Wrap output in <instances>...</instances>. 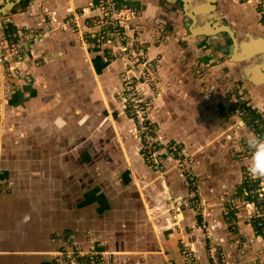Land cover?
Segmentation results:
<instances>
[{
	"label": "crops",
	"instance_id": "obj_1",
	"mask_svg": "<svg viewBox=\"0 0 264 264\" xmlns=\"http://www.w3.org/2000/svg\"><path fill=\"white\" fill-rule=\"evenodd\" d=\"M127 1L136 8L128 36L157 57L159 78L167 84L159 83L150 116L158 131L155 143L181 144L195 185L168 159L162 162L166 174L157 175L133 141L134 124L123 112L122 90L118 93L121 66L93 48L87 36L98 0H0V40L25 46L6 93L20 112L6 113L13 116L8 123H18L0 124V264H46L59 249L73 246L95 251L96 264H184L179 248L184 236L194 238L188 244L197 264H264L256 210L239 198L251 157L245 138L255 133L238 125L239 112L232 107L239 96L247 101L248 91L239 92L235 69L229 61L215 62L205 42L165 30L178 17L167 7L181 1ZM249 3L217 0L209 17L264 36L246 25L242 14ZM25 32L43 35L27 45ZM0 52L5 53L1 46ZM196 67L205 74H194ZM23 74L31 85L22 82ZM86 82L93 88L79 92ZM115 84L110 105L107 87ZM109 105L121 110L115 124L124 148L113 128L114 142L94 139V126ZM11 149L48 151L10 157ZM195 195L224 262L196 230L200 215L186 205ZM227 204L233 208L226 219Z\"/></svg>",
	"mask_w": 264,
	"mask_h": 264
},
{
	"label": "built area",
	"instance_id": "obj_2",
	"mask_svg": "<svg viewBox=\"0 0 264 264\" xmlns=\"http://www.w3.org/2000/svg\"><path fill=\"white\" fill-rule=\"evenodd\" d=\"M252 4L257 9L259 19L264 22V0H252ZM91 10L96 13L97 21H99L94 30L88 32L87 36L93 40V48L105 50L110 60L118 62L121 66L123 84L121 92L122 104L126 112L133 119L135 127L139 132L138 135L142 139L141 152L145 155L143 157L144 161L153 171L157 172V175H162L165 172L162 162L168 159L174 168H178L185 173L190 185L194 186L195 177L187 170V159L183 154L181 144L174 142L163 144L159 147L152 139L157 128L152 127V123L148 122L149 116L147 118V112L151 105L149 98L146 97L148 95L144 93V88H147L150 92H154L153 94L157 96L160 93L158 86L162 81L159 78L160 67L157 57L151 56L148 49L136 38H133L134 41H132V38L128 36V28L135 16L134 8L125 0H98ZM23 35L28 45L29 41L40 38L43 34L37 33L29 36L25 32ZM0 46L5 52H0V83L2 87L4 80L9 81L12 75L19 74L13 66L15 65L14 62L20 61L25 46L16 44L12 39L9 41L5 39L0 40ZM9 74H11L10 77L8 76ZM21 79L26 85L33 83L29 75L23 74ZM163 84L164 87L167 86L166 83ZM5 115L2 117L4 118ZM238 119L239 126L257 134L255 127L258 121H251L249 123L250 114L248 111L243 110L239 112ZM191 190H193V187H191ZM239 198L249 203L256 210L257 215L255 216L254 224L259 233L264 235V180H254L247 173L243 191L239 195ZM186 205L196 211V214L200 215V221L196 225V230L203 233L206 248L209 251L218 250V261L224 262L223 254L215 246L211 235L207 231L202 215L203 201L198 195H195L187 200ZM232 208L231 204L224 206L223 216L226 219L230 216ZM177 216H179V212L174 210L173 217ZM193 240L194 238L191 236H184L182 240L180 239L179 248L184 257V264H197L188 244V242H192ZM98 260L95 251L82 250L78 246H73L59 249L54 254L53 259L46 264H96Z\"/></svg>",
	"mask_w": 264,
	"mask_h": 264
},
{
	"label": "rangeland",
	"instance_id": "obj_3",
	"mask_svg": "<svg viewBox=\"0 0 264 264\" xmlns=\"http://www.w3.org/2000/svg\"><path fill=\"white\" fill-rule=\"evenodd\" d=\"M252 4L251 3H249V4H246L244 7H243V17H244V19L245 20H249L247 23H246V25L247 26H249V28H250V31L253 33V34H257V33H264V27H262L260 24H258V21H257V18H256V16H255V12H254V10L252 9ZM171 7H173V6H168L167 7V9L169 10V8H170V11H169V13H176L177 14V18L176 17H173V20H172V22H171V24H172V26L171 27H166V29L165 30H170V32H172L173 31V29L175 28L177 31H179L180 32V34H185L186 33V31H185V28H184V19H183V14L180 12V11H178V8H175V7H173V11H171ZM238 8V7H237ZM175 10V11H174ZM255 11H257V9H256V7H255ZM215 15H212V17H214ZM210 18V17H209ZM240 21V20H239ZM98 21H97V18H96V24L94 23V25H93V27H95L96 25H98V23H97ZM263 25H264V22H263ZM162 28H164V26L162 27ZM129 32V31H128ZM197 40V42H199L200 44H202V41L203 42H205L204 41V39H202V38H197L196 39ZM39 40H36L35 42H38ZM91 44H92V41L91 40H88V43H87V45L85 44V46L86 47H90L91 46ZM188 44H189V41H188ZM206 45H207V43H206ZM93 47V46H92ZM207 47H209V46H207ZM91 48V47H90ZM95 48V47H94ZM211 52V54H213L214 56V60H215V62H216V60L218 61V60H224V58H223V56L222 55H220L217 51H215V50H213V49H209ZM102 52H104V54H105V56H106V58H108L109 60H110V58L107 56V54H106V51L105 50H103ZM56 55V54H55ZM58 56V55H57ZM229 64H231V66L235 69V71H234V73H233V75L235 76V79H236V85L238 86V88L237 89H239V92H241L242 94H243V92L244 91H248L247 90V86H246V84H248V83H245V80H242V75L240 76L239 75V73H240V70L242 69V67H243V65H248V64H232V63H229ZM205 72H206V69L204 70V69H202V68H198V67H196L194 70H193V73L194 74H196L198 77L200 76L201 77V75H203V73L205 74ZM122 73L121 74H119L118 73V80H120V83H121V88L119 89V94H120V92H121V90H122V86H123V84H122ZM241 80H242V82H241ZM85 86H83V87H81L80 89H79V92H83L84 91V89H92L93 88V84H91V82H86L85 84H84ZM115 86H116V84L115 85H113V86H111V87H107V91L109 92V94H108V96H106L107 97V99H108V103L111 105V102H110V100H109V96L110 95H112V93H113V91H114V89H115ZM9 87H10V85H7L6 83L3 85V87H1L0 86V124H8V125H15V126H17V124H16V122L17 121H15V120H12L13 121V123H14V121H15V124H9L8 123V119L10 118V116H8V117H6L5 119L2 117L4 114H10V112L11 113H13V114H15L16 116H20L19 114H20V112H17L16 110L14 111V107L17 105V104H15V103H13L12 102V105L10 104V102H9V99L8 98H6V96H5V94L6 93H10L12 90H10L9 89ZM11 88V87H10ZM58 87L55 85V89H57ZM84 88V89H83ZM102 89H103V87H102ZM145 89V94H147L148 96H146V97H148L149 98V100H150V105H151V107L149 108V110H148V112H147V118H148V116H149V118L148 119H150V116H151V112H152V108H153V105H154V99L156 98V94H153L154 92H151V93H146V92H148V90H147V88H144ZM102 91H104V89L102 90ZM55 92H57L56 90H55ZM105 92V91H104ZM262 95H264V94H262ZM105 97V98H106ZM262 98L263 97H257V95H252V102H254L258 107H260V109H258V110H260L261 112L262 111H264V103H262L261 104V102H262ZM103 97L101 98V101L103 102ZM114 102V101H113ZM18 103V102H17ZM109 105V107H108V109L106 108V109H104V113H101L102 115H101V120L99 121V123H97L95 126H94V132H93V136H94V139H95V137L97 136V137H99V141H97V142H104V141H107V138H105L104 136H107L108 137V140H110V141H112V142H114V135H113V131H112V126H111V120H110V118H109V116L111 115L112 116V118H113V120H114V122L116 123V124H119V119H120V117H119V114H120V109L119 108H116V106L114 105V106H110ZM22 109V108H21ZM123 112H124V110H123ZM17 113H18V115H17ZM127 115V114H126ZM128 116H129V114H128ZM12 118H13V116H11ZM130 117V116H129ZM131 118V117H130ZM131 123H132V125H133V128H134V133H135V139H133V141H135V142H138V144H139V146H138V149H140L141 150V148H142V139H141V137L138 135V131H137V129H136V127H135V123H134V121H133V119L131 118ZM18 123V122H17ZM102 126L104 129L103 130H101L100 128H99V126ZM154 126H156L155 124H153ZM105 126V127H104ZM134 133H133V137H134ZM106 134V135H105ZM4 137V136H3ZM2 139V138H1ZM94 139H88L87 141H92V140H94ZM116 141V140H115ZM165 144H168V142L167 143H165ZM169 144H171L170 142H169ZM40 151H48V150H39L38 152H31V150L30 149H23V150H13V149H11L10 150V157H13V156H21L22 154H24V156H26V154L25 153H27V152H31L32 154L34 153V155L33 156H39L38 155V153L40 152ZM0 152H3V150L2 149H0ZM142 156V155H141ZM144 159V158H143ZM18 162V161H17ZM178 217V216H177ZM190 243H192V242H190Z\"/></svg>",
	"mask_w": 264,
	"mask_h": 264
},
{
	"label": "water",
	"instance_id": "obj_4",
	"mask_svg": "<svg viewBox=\"0 0 264 264\" xmlns=\"http://www.w3.org/2000/svg\"><path fill=\"white\" fill-rule=\"evenodd\" d=\"M171 1V0H170ZM182 3L184 28L190 39L199 37H211L226 35L233 45L228 49V60L232 64H247L251 59H256L253 64L243 65L241 75L245 81L258 86L264 84V38L246 36V41L237 42L233 37V32L227 25L217 24L209 14L214 13L217 0H179ZM16 3H6L8 6H14ZM3 10L2 12H4ZM1 12V13H2ZM214 20L219 21L216 17ZM201 23V26H195V23Z\"/></svg>",
	"mask_w": 264,
	"mask_h": 264
},
{
	"label": "flooded vegetation",
	"instance_id": "obj_5",
	"mask_svg": "<svg viewBox=\"0 0 264 264\" xmlns=\"http://www.w3.org/2000/svg\"><path fill=\"white\" fill-rule=\"evenodd\" d=\"M215 5H217V4H215ZM174 6L176 8H178V10H180L183 14L182 5L180 2H177ZM254 10H255V8H254ZM255 12H256L255 16L257 18L258 24H260L262 27H264L262 20L259 19V17H258V12L257 11H255ZM214 22H216L217 24H221V25H227L231 29V31L233 32V37L237 40V42H241L243 40L246 41V36L250 35L249 33H246L247 31H236V30H234L232 28V26L230 24H227V22L222 18L219 21L214 20ZM251 36H252V34H251ZM254 36L264 38L263 35H259V36L254 35ZM203 39L205 41V48L206 49L209 50L211 48V49L217 51L220 55H222L224 58V61L228 60V57H227L229 55L228 49L230 48V46L233 45L232 40L228 36H226V35L217 36V38H215V39L208 37V36H206V37L204 36ZM206 43H207V45H206ZM207 46H209V47H207ZM255 60H256L255 58L251 59L250 61H248V63L253 64L255 62ZM218 63H219V60H218ZM239 75L241 76V70H240ZM241 78H242V80H244L243 77H241ZM242 80H241V82H242ZM245 83H248V82L245 81ZM246 86L248 87L247 88V90H248V100H247L248 105L251 107V109L258 110V106L252 102V95L255 94V95H257L258 98L263 97L261 104L264 103V95H262V94H264V84H261L258 86H253L252 84L248 83V84H246ZM258 111H260V110H258ZM256 122H257V120H256ZM257 126H258V124H257Z\"/></svg>",
	"mask_w": 264,
	"mask_h": 264
},
{
	"label": "clouds",
	"instance_id": "obj_6",
	"mask_svg": "<svg viewBox=\"0 0 264 264\" xmlns=\"http://www.w3.org/2000/svg\"><path fill=\"white\" fill-rule=\"evenodd\" d=\"M245 141L251 152L248 173L254 180H264V137L253 134Z\"/></svg>",
	"mask_w": 264,
	"mask_h": 264
},
{
	"label": "trees",
	"instance_id": "obj_7",
	"mask_svg": "<svg viewBox=\"0 0 264 264\" xmlns=\"http://www.w3.org/2000/svg\"><path fill=\"white\" fill-rule=\"evenodd\" d=\"M130 6L134 7V10L136 11V8H135V5L133 4V2H127ZM11 27V26H9ZM8 27V28H9ZM12 28V27H11ZM10 28V29H11ZM5 32L7 33V30H5ZM10 81V80H9ZM9 81L6 80V84L9 85ZM6 96V94H5ZM233 109L236 110V112H241L243 110H246L249 112L250 114V121H258V126H256L255 128V131L256 133L258 134V136H261V137H264V111H258V110H255V109H251V107L248 105V102L243 100L240 96L238 98H236V102L233 104ZM123 110L125 111V114H127V117L131 120V118L128 116V113L126 112V110L124 109L123 107ZM148 122H151V119H149ZM152 127H156L154 125L151 124ZM158 134V131H156L153 136H152V139L153 141L155 142V139H156V136ZM158 146L160 147V145H163L162 143H158ZM170 143H173V142H170ZM140 153L142 155V157H145V155L141 152L140 150ZM261 236L264 237V235L260 234Z\"/></svg>",
	"mask_w": 264,
	"mask_h": 264
},
{
	"label": "bare ground",
	"instance_id": "obj_8",
	"mask_svg": "<svg viewBox=\"0 0 264 264\" xmlns=\"http://www.w3.org/2000/svg\"><path fill=\"white\" fill-rule=\"evenodd\" d=\"M84 50H85V53H86V49H84ZM6 117H8L7 114L4 116V119H5ZM110 119H111V125H112V128H113V130H114V133H115V135H116V138H117V140L119 141V143L121 144V146L124 148V146H123V144H122V141H121V138H120V136H119V130H118V128H117V126H116V124H115L113 118L111 117ZM124 150H125V149H124Z\"/></svg>",
	"mask_w": 264,
	"mask_h": 264
}]
</instances>
